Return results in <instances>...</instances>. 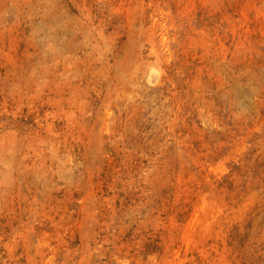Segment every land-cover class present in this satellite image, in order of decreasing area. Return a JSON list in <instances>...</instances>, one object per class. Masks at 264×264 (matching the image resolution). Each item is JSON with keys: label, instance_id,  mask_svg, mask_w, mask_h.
Masks as SVG:
<instances>
[{"label": "rangeland", "instance_id": "rangeland-1", "mask_svg": "<svg viewBox=\"0 0 264 264\" xmlns=\"http://www.w3.org/2000/svg\"><path fill=\"white\" fill-rule=\"evenodd\" d=\"M0 264H264V0H0Z\"/></svg>", "mask_w": 264, "mask_h": 264}]
</instances>
